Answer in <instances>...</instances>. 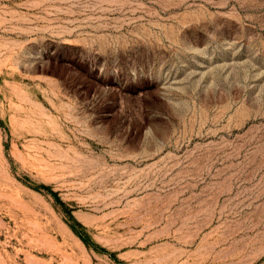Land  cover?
<instances>
[{"label": "rangeland", "instance_id": "rangeland-1", "mask_svg": "<svg viewBox=\"0 0 264 264\" xmlns=\"http://www.w3.org/2000/svg\"><path fill=\"white\" fill-rule=\"evenodd\" d=\"M0 264H264V0H0Z\"/></svg>", "mask_w": 264, "mask_h": 264}]
</instances>
